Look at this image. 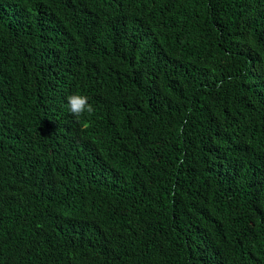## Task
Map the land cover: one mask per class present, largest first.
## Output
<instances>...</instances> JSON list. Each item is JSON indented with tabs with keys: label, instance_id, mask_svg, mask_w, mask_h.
<instances>
[{
	"label": "trees",
	"instance_id": "16d2710c",
	"mask_svg": "<svg viewBox=\"0 0 264 264\" xmlns=\"http://www.w3.org/2000/svg\"><path fill=\"white\" fill-rule=\"evenodd\" d=\"M0 264H264V0H0Z\"/></svg>",
	"mask_w": 264,
	"mask_h": 264
},
{
	"label": "clouds",
	"instance_id": "9594fccd",
	"mask_svg": "<svg viewBox=\"0 0 264 264\" xmlns=\"http://www.w3.org/2000/svg\"><path fill=\"white\" fill-rule=\"evenodd\" d=\"M67 107L69 112L77 119L85 113L91 115L94 112L93 106L88 103V97L80 94L69 95L67 97Z\"/></svg>",
	"mask_w": 264,
	"mask_h": 264
}]
</instances>
